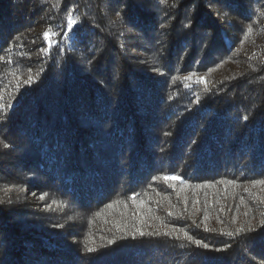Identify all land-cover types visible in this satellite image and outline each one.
Segmentation results:
<instances>
[{
	"label": "trees",
	"instance_id": "1",
	"mask_svg": "<svg viewBox=\"0 0 264 264\" xmlns=\"http://www.w3.org/2000/svg\"><path fill=\"white\" fill-rule=\"evenodd\" d=\"M261 180L264 0H0V264H264Z\"/></svg>",
	"mask_w": 264,
	"mask_h": 264
},
{
	"label": "snow or ice",
	"instance_id": "2",
	"mask_svg": "<svg viewBox=\"0 0 264 264\" xmlns=\"http://www.w3.org/2000/svg\"><path fill=\"white\" fill-rule=\"evenodd\" d=\"M177 2H178V0H177ZM78 23H79V21H77L76 19H73L72 16L69 15L68 20H67V23H66V25H64V32L62 34L63 35H67L68 33L73 32L74 31V27L77 26ZM161 27H164V25H162ZM55 35L56 34L55 33H52L51 31H45L43 33L44 40L48 43V48L41 49V52H47V51H49L54 46L55 43H58V41H54V40L51 39V37H53ZM191 78H192V76L185 77V79H191ZM200 79L203 80L204 78H200ZM33 82L34 81H33V79H32L31 76L29 77V79L27 81H25V83H33ZM243 119L244 120H247L248 117L247 116H244ZM163 179L165 181H182L183 178L180 177V176H178V175H165L163 177ZM229 183H234V181H229ZM255 183L264 184V180L255 181ZM39 198L40 199H44V195L42 194ZM133 198H135V196ZM169 215H171V213H169ZM261 224L264 225V221H261ZM237 231L238 232H244V229L243 228H240ZM249 231H254V229H249ZM148 234L149 233H145L141 229H137L135 232L132 233L133 237H135L136 235L144 236V235H148ZM154 234L159 235L160 233H154ZM164 235H169V233H164ZM227 235H233V233H227ZM185 236H186V238L191 243H194L197 247H203L205 249H209L210 248V245L209 244L203 243L200 240H194L191 236L188 235L187 232H185ZM110 243H114V241H110ZM87 251H95V249L89 248V249H87Z\"/></svg>",
	"mask_w": 264,
	"mask_h": 264
}]
</instances>
